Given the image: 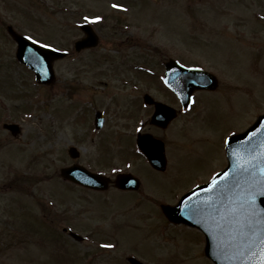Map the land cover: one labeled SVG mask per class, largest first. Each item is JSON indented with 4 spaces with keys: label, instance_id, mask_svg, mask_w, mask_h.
Here are the masks:
<instances>
[{
    "label": "rangeland",
    "instance_id": "374dc122",
    "mask_svg": "<svg viewBox=\"0 0 264 264\" xmlns=\"http://www.w3.org/2000/svg\"><path fill=\"white\" fill-rule=\"evenodd\" d=\"M108 1L128 10L115 12ZM261 9L264 0H0V264H126L130 253L144 264H214L202 234L169 221L159 202L173 204L223 168L226 138L264 112ZM79 12L108 18L97 51H73L82 36ZM8 24L69 52L54 62L52 83L38 85L17 63ZM170 57L213 72L220 85L199 93L196 106L161 132L149 124L152 107L142 96L177 107L160 82ZM197 109L203 115L195 116ZM96 110L105 117L100 131ZM3 123H17L20 133L12 136ZM137 129L165 141L166 172L135 152L130 136ZM70 146L78 158L68 155ZM73 162L110 175L133 170L143 188L69 186L59 170ZM62 227L90 237L78 244ZM101 243L116 246L102 254Z\"/></svg>",
    "mask_w": 264,
    "mask_h": 264
},
{
    "label": "water",
    "instance_id": "95a60500",
    "mask_svg": "<svg viewBox=\"0 0 264 264\" xmlns=\"http://www.w3.org/2000/svg\"><path fill=\"white\" fill-rule=\"evenodd\" d=\"M87 31V30H86ZM8 32L18 43L17 59L35 73L39 83H50L54 78L52 62L65 53L52 48H42L20 36L8 27ZM84 41L76 42L75 49L82 48ZM166 84L187 104L195 89H213L215 77L201 69L186 68L175 61L166 63ZM148 102L152 99L146 97ZM155 111L151 121L160 126L176 115L173 108L154 102ZM101 116L96 115L100 125ZM14 135L15 124H4ZM138 146L156 169L165 165L162 141L151 136L138 139ZM76 156L74 147L68 150ZM227 167L209 182L185 193L175 206L163 207L166 216L175 222H183L199 228L205 235V254L215 264H260V253L264 250V114L243 133L235 134L226 141ZM62 177L85 186L104 189L109 179L90 173L75 165L60 170ZM215 181V183H213ZM119 188L133 187L126 175L115 179ZM135 186V185H134ZM255 193V200L251 199Z\"/></svg>",
    "mask_w": 264,
    "mask_h": 264
},
{
    "label": "flooded vegetation",
    "instance_id": "af4514ba",
    "mask_svg": "<svg viewBox=\"0 0 264 264\" xmlns=\"http://www.w3.org/2000/svg\"><path fill=\"white\" fill-rule=\"evenodd\" d=\"M257 18L259 19H261L260 20V22H264V9H261V10H258V12H257ZM96 30V32L98 33V35L100 36V34H99V30H97V28L95 29ZM101 37V36H100ZM181 110H179V114H181ZM143 132H147V131H135V132H132L131 133V137H130V139H132V140H134L135 138H136V136H137V134H139V133H143ZM167 165H168V163H167ZM167 167V166H166ZM164 172V171H163ZM139 181H140V185H143L142 184V181H141V179L139 178ZM109 187H112V184H110L109 185ZM140 188V187H139ZM139 188L137 189V190H134V191H130V192H138V190H139ZM85 241V238H82L81 240H75V242L76 243H78V244H81V242L83 243ZM69 247V246H68ZM85 264H89V263H85Z\"/></svg>",
    "mask_w": 264,
    "mask_h": 264
},
{
    "label": "snow or ice",
    "instance_id": "6c2138e0",
    "mask_svg": "<svg viewBox=\"0 0 264 264\" xmlns=\"http://www.w3.org/2000/svg\"><path fill=\"white\" fill-rule=\"evenodd\" d=\"M114 7H120V5H114ZM96 19H99V17H97ZM28 39L31 40L32 37L29 36ZM45 47H48V45H45ZM137 131H139V129H137ZM213 183H215V181ZM260 194L264 195V191H261ZM251 199L255 200V193L252 194ZM107 247H111V245H107ZM260 264H264V250H262L260 253Z\"/></svg>",
    "mask_w": 264,
    "mask_h": 264
}]
</instances>
